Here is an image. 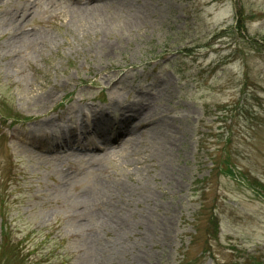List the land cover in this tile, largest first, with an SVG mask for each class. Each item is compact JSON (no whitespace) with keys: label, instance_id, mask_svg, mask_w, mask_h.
<instances>
[{"label":"rangeland","instance_id":"374dc122","mask_svg":"<svg viewBox=\"0 0 264 264\" xmlns=\"http://www.w3.org/2000/svg\"><path fill=\"white\" fill-rule=\"evenodd\" d=\"M93 27L0 0V261L264 264V0H124ZM133 104L172 154L98 142Z\"/></svg>","mask_w":264,"mask_h":264},{"label":"bare ground","instance_id":"6f19581e","mask_svg":"<svg viewBox=\"0 0 264 264\" xmlns=\"http://www.w3.org/2000/svg\"><path fill=\"white\" fill-rule=\"evenodd\" d=\"M51 2L55 3L57 6H62V8L68 9L71 11V14L73 17H78L81 23V30L84 34L89 35L94 30L93 23H95L98 20H101V18L104 16V13L107 9H113V8H120L123 6L124 0H50ZM106 6H112V7H106ZM88 10H91L89 13ZM99 18V19H98ZM141 20V19H140ZM130 109V113L135 114V120H137V123L133 124V120L124 119L122 116L120 120V126L118 131L114 134L113 137L107 136L104 133L98 134V142H101L105 147L112 148L118 143H121L123 141V138L127 135L128 138L124 139V143L128 145L127 151L132 152L133 150H136L138 147H141L146 144L147 140H145L146 134L150 136V139H153L152 141L155 142L157 145V148L164 154H172V144L169 142V138L166 137V132H163V126L164 124H158V122L152 124V122L148 121L150 120V111L140 107L139 104H133L131 107H128ZM103 111H95L91 114V117L93 118L97 128H100L102 126L107 127L110 125V123L105 120L106 112ZM103 114L99 116L100 114ZM81 115H84V113ZM87 116H85L84 119H86ZM134 127H136L134 129ZM144 128L141 133L139 132V129ZM167 129V125H165V131ZM138 131L137 135L135 132ZM58 134L61 136L58 139L61 140V138L65 139L66 143H71V138L65 135V132L60 129L58 131ZM76 144H78L76 142ZM167 176V173H165ZM116 190L120 195H127L130 198H134L135 193L130 189H125L124 186L116 185ZM150 192V191H149ZM148 192V188H144L143 195L145 198L152 200V195ZM138 203V201H136ZM119 213L115 214L116 223L119 224V234L122 235L124 233L125 228L127 227L125 217L127 213L122 214L121 210L118 211ZM106 252L108 254V257L115 256L117 253L113 252L112 255L110 252L106 249Z\"/></svg>","mask_w":264,"mask_h":264},{"label":"trees","instance_id":"16d2710c","mask_svg":"<svg viewBox=\"0 0 264 264\" xmlns=\"http://www.w3.org/2000/svg\"><path fill=\"white\" fill-rule=\"evenodd\" d=\"M245 26L246 25H245V22H244L242 28L245 29ZM239 29H241V28H239ZM226 142H227V144L230 143V141L228 140V138H227V141ZM227 156H228V154H227ZM227 156H225V158H224V161H226V165L229 166L226 169V172L228 174H230V175H233L235 170L231 168L232 167L231 163L229 161L227 162ZM238 174L239 175H242L241 172H238ZM245 180L247 181L248 179L245 178ZM253 180H254V178H253ZM27 238H28V236H26L23 239V241H26ZM41 242H42L41 244H44V246L47 245L45 243V240L44 241H41ZM21 249H22L23 252L19 251V253L17 255L10 257L11 264H40V263H37L36 260H34V257L33 256L35 255V251L34 250H31V247L30 248H23V247H21ZM0 252L3 253V254H5V252H4V250L2 248L0 249ZM46 253H47V256L48 257H49V255H53L52 254L53 253V249L52 248H51V250H50V248L49 249H46ZM25 254L27 255V258L26 259H25ZM45 258H47L46 255H45ZM63 263L64 262L61 261L60 264H63ZM0 264H6V263L0 261Z\"/></svg>","mask_w":264,"mask_h":264}]
</instances>
